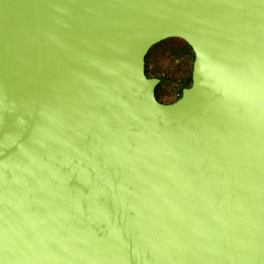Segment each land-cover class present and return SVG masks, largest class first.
I'll list each match as a JSON object with an SVG mask.
<instances>
[{"label": "water", "instance_id": "obj_1", "mask_svg": "<svg viewBox=\"0 0 264 264\" xmlns=\"http://www.w3.org/2000/svg\"><path fill=\"white\" fill-rule=\"evenodd\" d=\"M0 264H264V0H0Z\"/></svg>", "mask_w": 264, "mask_h": 264}, {"label": "rangeland", "instance_id": "obj_2", "mask_svg": "<svg viewBox=\"0 0 264 264\" xmlns=\"http://www.w3.org/2000/svg\"><path fill=\"white\" fill-rule=\"evenodd\" d=\"M194 54L188 44L171 38L154 46L147 56V73L161 79L157 96L161 102L179 99L182 89L192 83Z\"/></svg>", "mask_w": 264, "mask_h": 264}, {"label": "trees", "instance_id": "obj_3", "mask_svg": "<svg viewBox=\"0 0 264 264\" xmlns=\"http://www.w3.org/2000/svg\"><path fill=\"white\" fill-rule=\"evenodd\" d=\"M185 88V87H184ZM183 90V89H182Z\"/></svg>", "mask_w": 264, "mask_h": 264}]
</instances>
